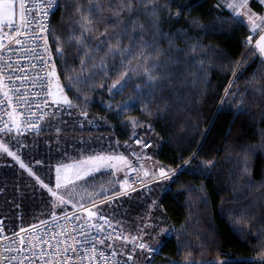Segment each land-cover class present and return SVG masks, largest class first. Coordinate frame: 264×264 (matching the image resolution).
<instances>
[{"label":"trees","instance_id":"obj_1","mask_svg":"<svg viewBox=\"0 0 264 264\" xmlns=\"http://www.w3.org/2000/svg\"><path fill=\"white\" fill-rule=\"evenodd\" d=\"M220 5L61 0L48 42L72 111L43 131L20 134L25 158L31 167L42 162L33 169L49 188L56 186L49 166L64 155L84 144L124 148L134 131L153 141L161 164L181 167L150 192L100 208L127 233L151 224L144 232L159 248L154 264L264 261V61L249 49V28ZM250 6L264 12L255 1ZM125 74L127 85L114 92ZM2 161L0 217L8 232L51 218L56 198L40 183L28 185L13 160ZM97 181L117 192L108 173L86 182Z\"/></svg>","mask_w":264,"mask_h":264},{"label":"built area","instance_id":"obj_2","mask_svg":"<svg viewBox=\"0 0 264 264\" xmlns=\"http://www.w3.org/2000/svg\"><path fill=\"white\" fill-rule=\"evenodd\" d=\"M60 1L24 0L30 11L15 23L18 32L0 30V128L6 123L13 133L40 132L50 114L54 60L48 38ZM16 7H19V0ZM251 39L249 35L247 42ZM16 40L21 43H15ZM41 56L44 63H41ZM9 74L14 81L11 85L7 79ZM17 88L21 94L19 99L13 95ZM5 92L7 97L3 95ZM7 100L11 103L4 105ZM27 120L36 121L39 130L26 124ZM138 140L143 143H137ZM151 147V141L132 133L129 152L132 165L116 180L117 193L113 198L148 193L155 183L170 180L168 177L180 170L161 164L151 154ZM152 162L156 166L154 175L150 176L146 163ZM86 209L80 205L12 233L8 232L5 219L0 217V264H135L134 252H122L116 245L141 250L138 245L144 242L136 245L135 239H131L120 225L103 215L86 216ZM148 247L155 251L141 250L146 255L145 264H154L159 248Z\"/></svg>","mask_w":264,"mask_h":264},{"label":"rangeland","instance_id":"obj_3","mask_svg":"<svg viewBox=\"0 0 264 264\" xmlns=\"http://www.w3.org/2000/svg\"><path fill=\"white\" fill-rule=\"evenodd\" d=\"M252 1H255L256 3L261 5V7H263V9H264V0H247L246 7L236 9V12H239L241 14L240 16H237L233 12L232 9L226 7V4L227 3L240 2V0H221V4L225 5L222 8L230 11L234 17H236L238 20L243 22L249 28V32H250V35L252 37L250 42H247L249 49H254L256 37L260 33L261 27L264 28V26H263V24H264V12L262 13V15H259V13L254 11L253 8L250 6ZM260 16H261V18H260ZM259 26H261L260 30H258ZM253 28H255L256 31H253ZM52 78H53V105H52V109L50 111V114L48 116V119L46 120L44 125L46 123L47 124L53 123V121L58 122V120H60L59 115L70 113L72 111L71 110L72 106L69 107L68 104L65 103V101H68V99L66 98L65 94L62 91V89L59 85L57 76H56L54 71L52 73ZM82 116H81L82 119L84 117H87L86 114H84ZM94 128H97V127L93 126V129ZM42 129H44V127H42ZM35 133H37V132H35ZM133 133H137V132L134 131ZM20 134L21 133H18L16 135V139L19 142H21V144L23 145L22 147H14L12 145H4V146H8L10 151L15 152L16 156L19 159H15V158L8 156L7 154L3 153L2 151H0V162H3L2 160H4L5 157H8L10 160H13V162L19 167V169H20L19 172H23L26 175V177L28 178V180H29L28 185H33L35 182L39 183L36 179V177H37L36 173L37 172H35L36 170H34L33 167H35V168L40 167L43 164H42V162H40L38 164H34V166L32 165V167L30 166L28 160L24 156L26 149H28V146H27L28 144L26 141H24L22 139V138H24V136L20 135ZM138 135L141 137H144L145 140L152 142V147H151L150 151L152 152L151 154L154 155V153H153V146H154L153 141L144 135H140V134H138ZM6 139H8V137L6 135L1 134L0 135V144H3L4 140H6ZM21 140H23V141H21ZM86 144H87V142H86ZM104 144L105 143H103V145ZM103 147L101 145L100 147L95 148L93 145H92V147H90L89 144H87V145L84 144V145H82V148L80 147V148L76 149L75 154L71 153V154L64 155L65 157L67 156L66 161H61L60 163H55V164L49 166L51 171L54 173V175H56V180H57L56 169L60 168V173H59L60 181L59 182H60L61 187L56 188V186H55V187L51 188L56 192V196H54V198H56V205H55V209H54L52 216H55V215H57L56 213L60 212V211H57V209H56L58 207H63L62 212H67L70 210L77 209L80 205H83V206L87 207L86 216L92 217V216H97V215H103L106 217V215L101 213L100 208L103 205L107 204V202H112L113 197L116 195L117 192L115 193L114 196H112L110 194L109 187L106 185L103 186L102 183L100 184V181L92 182V183H87L86 181H87V179L97 177L103 173H108L110 175V177L114 180H117L118 178L124 176L127 173L129 167L132 165V159H131L130 154H129V152L131 151V149H130V138H129V141L124 144V148L118 144L113 145L111 142H108L106 147H104V148ZM101 155L106 156V157L111 156V157H114V159L106 160L103 162L95 161V162H91V163H83L84 161H87L90 156H101ZM118 157H124V159L121 160V159H118ZM21 163H23L26 167L21 168L20 167ZM146 164L148 165L147 166L148 175L153 176L154 175L153 172H154V168H155L156 164L153 162L152 163H146ZM28 169H31V172L34 175H30ZM77 172L79 173L80 176L85 177V180H79L78 181L76 179ZM70 182H72V183H70ZM109 183H107V185H109ZM115 185H116V182H115ZM20 188L21 187H18V189H20ZM33 188H35V187H33ZM39 188H40V186H39ZM43 189L48 190L49 187L48 188L43 187ZM116 189H117V187H116ZM102 195L106 196L105 197L106 203H103L100 200H98ZM61 201H64V203H61ZM89 212L95 213V215L90 216ZM150 225L151 224H149V223L144 224L143 230L140 233H136V234H133L131 232L128 233L132 237V238L130 237L131 239H133L134 237L136 238L135 240L133 239L136 242V245H138L140 242H144L148 246L156 247L154 245L149 244V241L147 239V234L144 232V230L148 229L147 227H151ZM150 229H152V227ZM164 232H166L165 229L160 230L159 234L163 235ZM153 238L155 239L156 237L154 236ZM116 247L119 248L120 245H116ZM126 249H127V252H130V251L134 252L135 264H139V263L145 264L146 255L144 254V252H142L139 249H132V248H128V247ZM260 260H264V257H261ZM219 262H224V261H219Z\"/></svg>","mask_w":264,"mask_h":264},{"label":"snow or ice","instance_id":"obj_4","mask_svg":"<svg viewBox=\"0 0 264 264\" xmlns=\"http://www.w3.org/2000/svg\"><path fill=\"white\" fill-rule=\"evenodd\" d=\"M246 4H247V0H240V2L227 3L226 7L232 9L233 12L237 16H240L241 14L239 12H236V9L246 7ZM16 6H17V0H0V30L8 29L10 32H13V31L18 32V26L14 23V17L16 15ZM220 6L223 7L225 5L221 4ZM19 8L21 9L20 17H21V19H23L26 15L29 14L30 10H29L28 7H26V5L24 3V0H19ZM253 31H256V29L253 28ZM15 43L20 44L21 41L20 40H16ZM255 48L258 49V51H259V53L261 55H264V35H261L259 37V40L257 41V43L255 45ZM40 60H41V63H44V60H43L42 56L40 57ZM6 67H11V65H6ZM126 76H127V74H125V78L122 79L120 82H118V84L113 85V89L112 90L114 92L118 93L120 90H122L127 85L128 81L126 79ZM26 78L27 77H25V79ZM7 79H8V83L10 85L14 83L13 77H12L11 74L8 75ZM3 95L5 97H7L8 93L5 92V93H3ZM13 95L16 96L17 99L20 98L21 94H20L18 88L15 89V91L13 92ZM10 103H11V101L7 100V101L4 102V105L10 104ZM65 103H67L69 107L72 106L69 101H65ZM26 124L31 125L33 128H36L37 130H39V127H38V124L36 123V121L27 120ZM0 134L6 135L8 137V139L4 140L3 144H0V151H2L3 153H5L8 156H11V157H13L15 159H19L16 156L15 152L10 151L8 146H4V145H12L14 147H22L23 145L21 144V142H19L16 139V135L18 134V132L17 133H13V129L10 128L5 123L4 126L2 128H0ZM137 143H143V142L138 140ZM144 147H148V145L144 144ZM194 158H195V156L193 155V157H191V159H194ZM112 159H114V157H111V156H108V157L102 156V155L101 156H90L88 158V160L84 161L83 163H91V162H95V161L103 162V161L112 160ZM118 159L123 160L124 157H118ZM20 167L21 168H25L26 166L23 163H21ZM184 167H186V165ZM28 171H29L30 175H34L31 172V169H28ZM56 172H57L56 188H60L61 187L60 182H59L60 181V177H59L60 168H57ZM161 174H164L163 169H161ZM178 175H179V170H177V172L173 173L172 176L168 177V178L171 180V179H173L174 177H176ZM36 179L41 184L42 187L48 188V185L44 184V182L42 180H40V178L38 176L36 177ZM76 179L78 181L79 180H85V177L80 176L79 173L77 172ZM70 183H72V182H70ZM48 191L53 196H56V192L53 189L49 188ZM61 203H64V201H61ZM54 206H55V204H54ZM89 215L90 216L91 215H95V213L89 212ZM76 218L79 219V217H76ZM100 218L101 219H105L103 216H101ZM133 239H136V238L134 237ZM29 243H31V242H29ZM101 243H103V241H101ZM138 247L141 250L149 251V253L155 251L154 248H150L147 245H145L144 243H140L138 245ZM128 258L131 259L132 258L131 255ZM6 259H10V258L6 257ZM205 264H217V262L210 261V262H205ZM219 264H227V262L226 261L225 262H219ZM262 264H264V261H262Z\"/></svg>","mask_w":264,"mask_h":264},{"label":"crops","instance_id":"obj_5","mask_svg":"<svg viewBox=\"0 0 264 264\" xmlns=\"http://www.w3.org/2000/svg\"><path fill=\"white\" fill-rule=\"evenodd\" d=\"M20 11H21V9L19 8V7H16V15H15V17H14V23H17L19 20H20ZM259 15H262V14H259ZM260 18H261V16H260ZM261 20V19H260ZM263 26H264V24H263ZM260 27L261 26H259L258 27V30H260ZM261 35H264V28L263 27H261V30H260V33L258 34V36L256 37V41H255V45H256V43H257V41L259 40V37L261 36ZM254 50L257 52V54L262 58V60L264 61V55H261L260 53H259V51H258V49H256L255 47H254ZM139 264H141V263H139Z\"/></svg>","mask_w":264,"mask_h":264}]
</instances>
